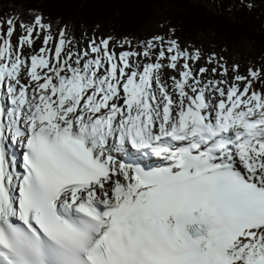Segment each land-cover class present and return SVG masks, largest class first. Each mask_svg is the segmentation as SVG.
Wrapping results in <instances>:
<instances>
[{
	"label": "snow or ice",
	"instance_id": "snow-or-ice-1",
	"mask_svg": "<svg viewBox=\"0 0 264 264\" xmlns=\"http://www.w3.org/2000/svg\"><path fill=\"white\" fill-rule=\"evenodd\" d=\"M202 60L0 20V264H264V70Z\"/></svg>",
	"mask_w": 264,
	"mask_h": 264
},
{
	"label": "trees",
	"instance_id": "trees-1",
	"mask_svg": "<svg viewBox=\"0 0 264 264\" xmlns=\"http://www.w3.org/2000/svg\"><path fill=\"white\" fill-rule=\"evenodd\" d=\"M0 0V19L9 15L30 20L42 14L61 25L108 23L120 37L138 33L157 14H167L168 26L184 36L212 30L226 44L244 38L264 53V0ZM251 5V7H249ZM56 31V29H54ZM181 34V35H182ZM181 37V36H179ZM181 38H184L183 36Z\"/></svg>",
	"mask_w": 264,
	"mask_h": 264
},
{
	"label": "rangeland",
	"instance_id": "rangeland-1",
	"mask_svg": "<svg viewBox=\"0 0 264 264\" xmlns=\"http://www.w3.org/2000/svg\"><path fill=\"white\" fill-rule=\"evenodd\" d=\"M203 2L208 4L207 0H203ZM41 3H43V0H41ZM168 25L167 14L161 12L149 23L143 25V28L138 33L125 37L130 39L134 46H138L143 42L151 40L155 36H164L166 39L171 36V38L178 39L181 46L188 48L189 51L199 49L202 56L206 59L203 63H199L198 66H207L210 70L214 65L207 64L206 61L213 53L216 54L217 59L223 57L221 63H226L230 70V74L234 65H239L238 71L241 75H247L250 68L264 70V53H262V51L248 38H244L237 44L229 45L226 44L222 38L214 36L212 30H207L204 33H197L195 35L184 36L182 33V35L178 33V30L177 32L175 31L174 34H171L169 32L171 27ZM69 32L74 34L81 47L86 45L88 37L93 33L101 37L112 36L116 38H125L114 34L108 23L99 20L93 23L80 21L77 23L73 22L69 28ZM179 36H183L184 38ZM253 86L259 90L258 84H254Z\"/></svg>",
	"mask_w": 264,
	"mask_h": 264
},
{
	"label": "bare ground",
	"instance_id": "bare-ground-1",
	"mask_svg": "<svg viewBox=\"0 0 264 264\" xmlns=\"http://www.w3.org/2000/svg\"><path fill=\"white\" fill-rule=\"evenodd\" d=\"M205 59L206 58L204 57V60ZM204 60H202L200 63H203ZM200 67H202V66H200ZM147 156H148L147 159L152 164V166H156V165H158L160 163L159 159L154 157L153 155H147ZM144 161L145 160L140 159V162L144 163Z\"/></svg>",
	"mask_w": 264,
	"mask_h": 264
}]
</instances>
